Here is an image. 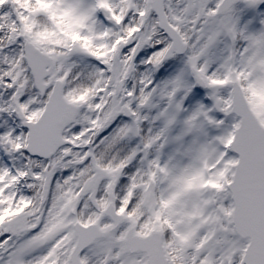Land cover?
I'll return each instance as SVG.
<instances>
[{
	"label": "snow or ice",
	"instance_id": "obj_1",
	"mask_svg": "<svg viewBox=\"0 0 264 264\" xmlns=\"http://www.w3.org/2000/svg\"><path fill=\"white\" fill-rule=\"evenodd\" d=\"M0 264H264V0H0Z\"/></svg>",
	"mask_w": 264,
	"mask_h": 264
}]
</instances>
